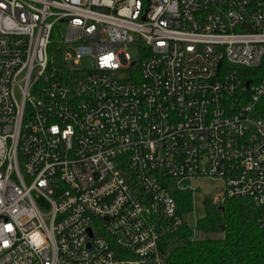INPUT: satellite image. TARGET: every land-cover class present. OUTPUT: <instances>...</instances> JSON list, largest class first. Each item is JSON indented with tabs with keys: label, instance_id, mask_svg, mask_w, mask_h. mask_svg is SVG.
<instances>
[{
	"label": "built area",
	"instance_id": "built-area-1",
	"mask_svg": "<svg viewBox=\"0 0 264 264\" xmlns=\"http://www.w3.org/2000/svg\"><path fill=\"white\" fill-rule=\"evenodd\" d=\"M204 177L264 229V0H0V264H166Z\"/></svg>",
	"mask_w": 264,
	"mask_h": 264
},
{
	"label": "trees",
	"instance_id": "trees-1",
	"mask_svg": "<svg viewBox=\"0 0 264 264\" xmlns=\"http://www.w3.org/2000/svg\"><path fill=\"white\" fill-rule=\"evenodd\" d=\"M56 46L50 52L58 58ZM58 60V59H57ZM180 215L191 210V192L172 188L166 182ZM198 220L202 237L192 239L185 222L163 236L159 247L166 264H264V229L257 222L258 212L248 198L206 200Z\"/></svg>",
	"mask_w": 264,
	"mask_h": 264
},
{
	"label": "rangeland",
	"instance_id": "rangeland-1",
	"mask_svg": "<svg viewBox=\"0 0 264 264\" xmlns=\"http://www.w3.org/2000/svg\"><path fill=\"white\" fill-rule=\"evenodd\" d=\"M61 30H64V24H59ZM60 39V34L55 30L53 41H58ZM126 51L130 54V56L134 59L139 58L138 48L136 46H128ZM73 68H76L79 71V75H83L88 70L92 68V59L91 58H82L78 64H72ZM126 75V73H125ZM253 119H257L256 110L250 113L249 115ZM174 182V181H173ZM172 182V188H176L175 184ZM183 186H187V189L191 192V202L192 207L191 210L182 214L181 217L185 222L186 226L191 231L192 239H199L202 237V232L198 228V220L204 214L203 202L206 200L215 201L216 203H220V199L224 197V186L220 179L214 178H190L186 179L182 182Z\"/></svg>",
	"mask_w": 264,
	"mask_h": 264
}]
</instances>
